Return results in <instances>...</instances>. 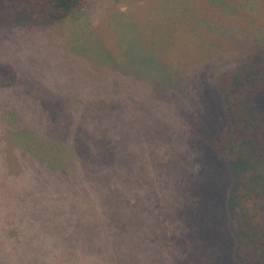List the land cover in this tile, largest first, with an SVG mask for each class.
<instances>
[{"label":"rangeland","instance_id":"rangeland-1","mask_svg":"<svg viewBox=\"0 0 264 264\" xmlns=\"http://www.w3.org/2000/svg\"><path fill=\"white\" fill-rule=\"evenodd\" d=\"M247 62H264V0H82L54 26L0 28V67L17 78L0 89V263L14 264L16 246L38 261L69 244L98 264H233L223 229L201 254L190 211L202 178L191 190L180 155L192 128L198 145L221 128L208 89ZM206 220L217 226L215 210Z\"/></svg>","mask_w":264,"mask_h":264},{"label":"trees","instance_id":"trees-1","mask_svg":"<svg viewBox=\"0 0 264 264\" xmlns=\"http://www.w3.org/2000/svg\"><path fill=\"white\" fill-rule=\"evenodd\" d=\"M81 6L82 0H0V28L32 30L54 26L73 16ZM133 46L140 54L137 44L133 43ZM82 47V53H91L97 64L98 60L101 64H108V53L98 55V51H93L90 46ZM142 54L145 62H158L153 54ZM146 70L158 71L160 79L165 76L170 82L166 70L152 67ZM16 80L12 66L0 67V89L12 88ZM175 83L178 86V82ZM150 84L159 88L156 82ZM209 90L213 93L214 104L218 102L222 106L224 122L209 138L203 134L200 145L196 143V135H192V128L180 155L188 164L183 172L185 179L190 180L191 190H194L195 181L202 178L194 191L198 204L190 211V223L195 237L201 240L202 255L206 256L208 251L215 249L211 240L215 239L212 230L217 228L225 232L226 236L218 233L216 237H223L224 246L227 243L233 264H264V62L243 64L230 84L225 83L220 91L214 86ZM15 123L16 118L9 124ZM17 133L20 131L9 135L17 138ZM28 149L24 144L14 148L55 176L66 174L64 166L45 161ZM214 177L219 179V183L213 188ZM3 189L0 187V194ZM210 210L218 214L217 226L206 220V213ZM55 248L47 247V254ZM14 249L11 259L15 258L14 264H98V260L73 256L83 248L69 244H59L57 256L60 257L38 261L22 258L20 248L16 246ZM117 264H122V261Z\"/></svg>","mask_w":264,"mask_h":264}]
</instances>
